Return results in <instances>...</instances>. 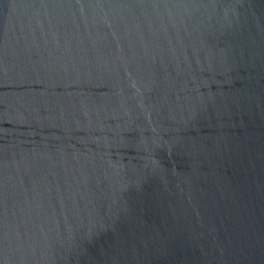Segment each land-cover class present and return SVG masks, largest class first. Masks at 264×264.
Returning a JSON list of instances; mask_svg holds the SVG:
<instances>
[{
    "label": "water",
    "instance_id": "water-1",
    "mask_svg": "<svg viewBox=\"0 0 264 264\" xmlns=\"http://www.w3.org/2000/svg\"><path fill=\"white\" fill-rule=\"evenodd\" d=\"M0 264H264V0H0Z\"/></svg>",
    "mask_w": 264,
    "mask_h": 264
}]
</instances>
